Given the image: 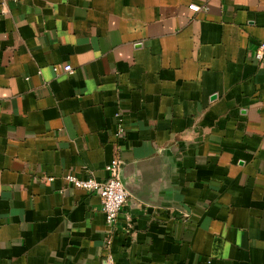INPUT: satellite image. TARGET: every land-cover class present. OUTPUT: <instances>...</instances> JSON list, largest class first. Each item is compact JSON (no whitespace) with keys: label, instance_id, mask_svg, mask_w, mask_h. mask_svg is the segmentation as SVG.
<instances>
[{"label":"crops","instance_id":"crops-1","mask_svg":"<svg viewBox=\"0 0 264 264\" xmlns=\"http://www.w3.org/2000/svg\"><path fill=\"white\" fill-rule=\"evenodd\" d=\"M263 40L264 0H0V264H106L63 176L114 157L113 264H264Z\"/></svg>","mask_w":264,"mask_h":264},{"label":"built area","instance_id":"built-area-1","mask_svg":"<svg viewBox=\"0 0 264 264\" xmlns=\"http://www.w3.org/2000/svg\"><path fill=\"white\" fill-rule=\"evenodd\" d=\"M188 8L191 11H198L200 6L192 3L188 5ZM254 57L259 61L264 60V40L260 41L257 45L254 51ZM63 70L70 73L72 72L70 65H64ZM116 117V136L120 137L123 135L124 127L119 113H116ZM120 166L121 160L118 157L112 158L110 162L105 165L107 177L103 180L96 179L91 173L87 174L85 177H77L71 173L63 176V180L67 185L93 192L101 199L102 211L105 215V221L108 227L106 235L103 238V246L106 249V264H113V256L110 249L112 236L116 229L117 217L125 206L128 198V192L119 177ZM47 179L51 180L52 177H48ZM127 229H129V223L127 224Z\"/></svg>","mask_w":264,"mask_h":264},{"label":"water","instance_id":"water-1","mask_svg":"<svg viewBox=\"0 0 264 264\" xmlns=\"http://www.w3.org/2000/svg\"><path fill=\"white\" fill-rule=\"evenodd\" d=\"M119 177H120V174H119ZM120 180H121L122 184L124 185V182L122 181L121 177H120ZM124 187H125V185H124ZM125 189H126V187H125Z\"/></svg>","mask_w":264,"mask_h":264}]
</instances>
